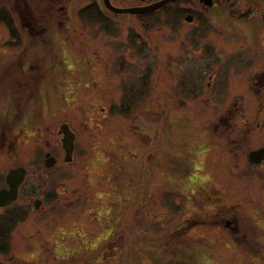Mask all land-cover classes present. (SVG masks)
I'll use <instances>...</instances> for the list:
<instances>
[{
    "label": "rangeland",
    "instance_id": "obj_1",
    "mask_svg": "<svg viewBox=\"0 0 264 264\" xmlns=\"http://www.w3.org/2000/svg\"><path fill=\"white\" fill-rule=\"evenodd\" d=\"M90 1L0 0L14 24L22 17L39 32L46 29L45 37L36 31L18 43L0 23V66L21 62L39 67L40 80L49 79L51 145L62 163L53 171L51 214L42 219L50 223L33 225L29 219L19 225L6 262L228 264L219 245L224 235L207 224L212 220L203 208L195 215L201 226L194 227V213L185 207L190 193L202 200L213 188L226 187L222 118L240 111L244 98L249 112L254 77L239 68L243 63L231 68L233 54L264 50V31L245 29L244 37L230 31L227 39L232 19L247 17V10L233 9L234 18L226 5L209 13L192 0L184 18L201 15L208 23L187 25L182 18L173 28L160 12L149 20L158 23L142 33L148 46L139 51L140 42L137 48L129 42L130 34L142 32L136 17L109 12L98 0L111 26L107 32L79 17ZM111 2L121 9L138 6L133 0ZM126 84L144 96L129 115H121L111 109L121 104ZM65 123L77 134L69 165H63L59 135ZM205 145L206 155L198 156Z\"/></svg>",
    "mask_w": 264,
    "mask_h": 264
},
{
    "label": "flooded vegetation",
    "instance_id": "obj_2",
    "mask_svg": "<svg viewBox=\"0 0 264 264\" xmlns=\"http://www.w3.org/2000/svg\"><path fill=\"white\" fill-rule=\"evenodd\" d=\"M212 1L211 7L200 4L209 13L226 5V11L230 10L234 18L233 9L247 10L248 14L242 13H246L247 17L232 19L236 29L231 27L227 30V39L230 31L241 37H244L242 32L245 29L259 31V26L264 31V0L260 5L234 0L225 4L220 0ZM19 4L17 2V6ZM17 9L20 10L21 6ZM258 10L260 17L257 15ZM188 15L194 19L192 22H185L187 25L197 21L196 16ZM12 23V32L6 24L1 25L7 27L9 36L18 43L23 37L31 38L36 31L41 38L46 36V29L39 32L31 19L21 17L15 24L14 21ZM225 52L234 53L235 49ZM245 53L233 54L235 60L231 68L243 63L239 68L254 74L249 86L252 92L246 97L251 101L249 110L247 108L249 112H245L244 98L240 111L231 110L222 115L224 129L219 133L226 148L222 152L226 167L223 172L226 187L223 191L213 188L202 200L190 193L185 209L193 211L191 218L195 217L194 227L201 226L202 221L196 220L200 217L195 215L199 208L204 209V217L212 220L207 224L213 225L215 233L224 235L219 245L227 254L228 264H264V50ZM37 69L39 67H27L21 65V62L18 67L0 66V264H11L6 262L4 256L11 249L12 237L19 225H27L29 219L33 225L50 223L42 219L51 214L50 203L54 198L53 171L62 164L59 157L54 156L51 145V84L49 79L48 82L40 80ZM214 79L215 76L210 77L211 82ZM253 85L256 89L252 88ZM207 137L209 139L210 135ZM206 147L207 145L197 155L205 156ZM76 150L77 134L73 161ZM52 157L56 159V163L49 167L48 161ZM176 158L181 160L180 157ZM191 161L190 157L189 165L192 166ZM72 163L64 162L63 165ZM191 166L189 169L192 173L196 167ZM17 171L19 173L15 175ZM12 174L14 177L11 179ZM193 174H190L192 179L197 178ZM233 257H236L237 262H232Z\"/></svg>",
    "mask_w": 264,
    "mask_h": 264
},
{
    "label": "trees",
    "instance_id": "obj_3",
    "mask_svg": "<svg viewBox=\"0 0 264 264\" xmlns=\"http://www.w3.org/2000/svg\"><path fill=\"white\" fill-rule=\"evenodd\" d=\"M133 1L137 2L138 4L137 7H140V6H147L156 3L160 0H133ZM191 1L192 0H178L175 3L169 4L157 12H153L145 15H134L137 19V23L142 28V32L140 34L139 33L130 34L129 37L130 38L129 42L131 43L130 45L134 48L135 47L137 48L136 45H138V43L140 42L142 48L139 49V51H142L143 49H145L146 46H148L147 43L144 41L145 37L143 34L144 32H146V30H149L156 23H158L156 22V20L155 23H151L149 20L154 19L156 15L159 14L160 12L163 13L165 12L167 17L166 21H168V23H170L173 28H176V25L180 23V20L184 18V16L189 12L187 7L185 6L191 5ZM79 17L92 24L95 23L101 25L103 30L107 32L111 31V26L109 24V21L106 18V16H104L98 0H91L87 6L81 8L79 10ZM197 20L200 22L204 21V23L205 22L208 23V20L206 19L204 20V18H202L201 15H198ZM12 21L13 19L12 17L9 16V13L6 14L5 7L0 5V23L6 24L8 27H10L11 32L13 31ZM149 75H150V71L148 70L145 76L142 78V81H140L142 85L147 84ZM123 90H124L123 91L124 96L122 98L121 104L118 107H114V110L113 109L111 110L112 111L118 110L119 114L121 115H129L132 109L134 108L135 104L139 100V98H142L144 95L142 92H140L141 90H136L135 85L126 84Z\"/></svg>",
    "mask_w": 264,
    "mask_h": 264
},
{
    "label": "water",
    "instance_id": "obj_4",
    "mask_svg": "<svg viewBox=\"0 0 264 264\" xmlns=\"http://www.w3.org/2000/svg\"><path fill=\"white\" fill-rule=\"evenodd\" d=\"M176 1H178V0H160L156 3L150 4L147 6L125 8V9H121V8H117V7L113 6L110 0H103V3H104L105 8L114 14H118V15H145V14L157 12V11L163 9L164 7H166L167 5L175 3ZM200 3L203 4L204 6H208V7H211L213 5L212 0H200ZM185 20H186V22H192L193 17L188 16V17H186ZM59 134L63 136L62 147H63V150L65 152L64 161L66 163H70L73 160L72 156H73V152H74V148H75V146H74L75 135L72 133V131L70 130V128L67 124L61 125ZM55 163H56V160L54 158H52L48 161V166L52 167L55 165ZM18 173L19 172L17 171L15 173V175H17ZM13 175L14 174L11 175V179L14 177Z\"/></svg>",
    "mask_w": 264,
    "mask_h": 264
}]
</instances>
